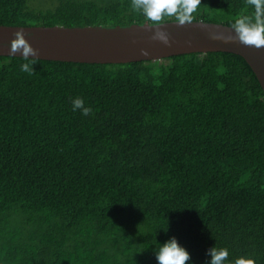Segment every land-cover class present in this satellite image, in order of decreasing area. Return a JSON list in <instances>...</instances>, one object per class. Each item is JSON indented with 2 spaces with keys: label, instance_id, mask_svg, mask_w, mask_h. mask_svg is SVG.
Here are the masks:
<instances>
[{
  "label": "trees",
  "instance_id": "obj_1",
  "mask_svg": "<svg viewBox=\"0 0 264 264\" xmlns=\"http://www.w3.org/2000/svg\"><path fill=\"white\" fill-rule=\"evenodd\" d=\"M243 16L201 0L193 21ZM144 23L131 0H0V26ZM23 63L0 56V264H157L171 238L186 264H264V95L240 56Z\"/></svg>",
  "mask_w": 264,
  "mask_h": 264
},
{
  "label": "water",
  "instance_id": "obj_2",
  "mask_svg": "<svg viewBox=\"0 0 264 264\" xmlns=\"http://www.w3.org/2000/svg\"><path fill=\"white\" fill-rule=\"evenodd\" d=\"M157 30L168 35V45L152 39ZM17 31H23L31 47L38 51L37 57L29 58L39 60L124 64L190 53L236 54L251 69L264 95V48L225 43L224 40L235 36L232 28L225 25L193 21L179 26L169 21L159 29L147 23L126 27L0 26V56L22 57L19 52L10 55V43ZM213 36L220 38L213 39Z\"/></svg>",
  "mask_w": 264,
  "mask_h": 264
},
{
  "label": "clouds",
  "instance_id": "obj_3",
  "mask_svg": "<svg viewBox=\"0 0 264 264\" xmlns=\"http://www.w3.org/2000/svg\"><path fill=\"white\" fill-rule=\"evenodd\" d=\"M246 4L254 8V19L243 16L231 25L235 33L234 37L224 40L225 43H240L246 47L256 49L264 48V0H246ZM201 5V0H131V7L134 11L141 13L146 20L150 21L156 29H159L165 21V17H174L179 26L192 24L193 14ZM213 39L220 37L213 36ZM153 40H159L165 45L169 44L168 35L157 30L152 37ZM22 53L25 63L21 65V71L32 74L34 65L38 59H29L37 57L38 51L33 49L25 39L23 31L14 33V39L10 43V55ZM141 54L146 55V52ZM72 110L80 111L83 116L92 114L93 109L85 106L82 98L76 97L72 100ZM157 264H186L191 259L187 250L181 247L175 238H171L163 245H159L155 251ZM210 256L209 264H225L229 252L226 248H210L207 252ZM233 264H255L251 258H236Z\"/></svg>",
  "mask_w": 264,
  "mask_h": 264
},
{
  "label": "rangeland",
  "instance_id": "obj_4",
  "mask_svg": "<svg viewBox=\"0 0 264 264\" xmlns=\"http://www.w3.org/2000/svg\"><path fill=\"white\" fill-rule=\"evenodd\" d=\"M45 3H47V1H45ZM36 4H37V2H36V3H35V2L33 3V5H34V6H35ZM40 7H42V4H41V6H40Z\"/></svg>",
  "mask_w": 264,
  "mask_h": 264
}]
</instances>
